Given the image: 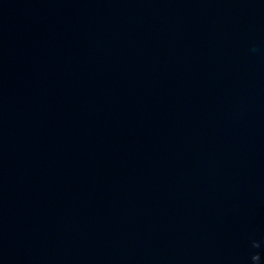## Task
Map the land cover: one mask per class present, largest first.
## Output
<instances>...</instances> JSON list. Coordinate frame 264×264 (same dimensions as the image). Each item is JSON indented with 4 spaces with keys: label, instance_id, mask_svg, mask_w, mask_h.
<instances>
[{
    "label": "water",
    "instance_id": "water-1",
    "mask_svg": "<svg viewBox=\"0 0 264 264\" xmlns=\"http://www.w3.org/2000/svg\"><path fill=\"white\" fill-rule=\"evenodd\" d=\"M0 264H264V0H0Z\"/></svg>",
    "mask_w": 264,
    "mask_h": 264
},
{
    "label": "clouds",
    "instance_id": "clouds-1",
    "mask_svg": "<svg viewBox=\"0 0 264 264\" xmlns=\"http://www.w3.org/2000/svg\"><path fill=\"white\" fill-rule=\"evenodd\" d=\"M253 246L255 247V246H257V245L254 243V245H253ZM254 257H258V256L254 255L252 258H254Z\"/></svg>",
    "mask_w": 264,
    "mask_h": 264
}]
</instances>
